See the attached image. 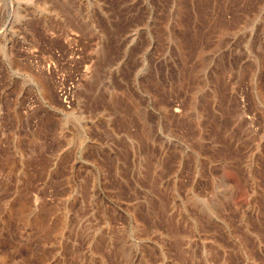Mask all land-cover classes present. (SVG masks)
<instances>
[{
	"label": "rangeland",
	"instance_id": "obj_1",
	"mask_svg": "<svg viewBox=\"0 0 264 264\" xmlns=\"http://www.w3.org/2000/svg\"><path fill=\"white\" fill-rule=\"evenodd\" d=\"M0 264H264V0H0Z\"/></svg>",
	"mask_w": 264,
	"mask_h": 264
}]
</instances>
